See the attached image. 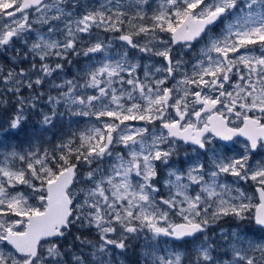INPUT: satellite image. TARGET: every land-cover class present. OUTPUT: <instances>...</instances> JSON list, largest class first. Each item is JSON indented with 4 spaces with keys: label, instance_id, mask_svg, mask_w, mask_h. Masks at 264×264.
Returning <instances> with one entry per match:
<instances>
[{
    "label": "snow or ice",
    "instance_id": "obj_1",
    "mask_svg": "<svg viewBox=\"0 0 264 264\" xmlns=\"http://www.w3.org/2000/svg\"><path fill=\"white\" fill-rule=\"evenodd\" d=\"M9 53L0 264H264V0H0Z\"/></svg>",
    "mask_w": 264,
    "mask_h": 264
},
{
    "label": "rangeland",
    "instance_id": "obj_2",
    "mask_svg": "<svg viewBox=\"0 0 264 264\" xmlns=\"http://www.w3.org/2000/svg\"><path fill=\"white\" fill-rule=\"evenodd\" d=\"M197 48H199V45L197 46ZM138 55L139 54H137V56ZM11 58H12L11 57V53H9L6 57L0 58V66H3L4 63H6L7 61H10ZM80 60L82 61L83 60V57H81ZM153 60L156 61L158 64L159 63H163L162 58H155V57H153ZM76 62H78V61L76 60ZM137 62H140V61L138 60ZM74 71H75V68L74 67H68L67 68L68 78H71V75H72V73ZM4 114H8L10 116L11 115V109H10L9 106L0 105V116L3 117ZM71 120L72 121H75V120H83V118L72 117ZM3 122H4V120L2 118H0V123H3ZM35 122H36V117L33 116L30 124L28 125V127H31V125L34 124ZM79 126L80 127H83L84 124L81 123ZM76 127H77L76 124L70 122V118L69 117H67V116L63 117V131L65 133L71 132ZM53 132H57V130L53 129ZM57 134H59V133H57ZM23 139H24V133H21L20 136L17 138V140H13V141H11V143L12 144H16L18 141H22ZM46 139H53L52 134L50 133L48 135V137H46ZM25 147H26V145H25ZM228 179L230 180V178H228ZM243 187L246 190H248L249 192H251V190H252L251 188L250 189L248 188L249 187V184H247V185H245ZM220 223L224 227L225 230H229L230 229V226L234 225L235 222L232 221L231 219H228L227 221H221ZM213 227H215V225ZM72 232H73V236L80 235L81 234V232H78L75 228L72 230ZM218 234H219V229H217L216 233H213L212 234L213 235V238L215 237V235H218ZM89 235H94V234L85 233V236L86 237L89 236ZM71 239H72V237H69V240H71ZM131 252H132V250L130 249L128 256L125 258V264H140V261L142 259L141 253L138 256L139 257L138 258L139 259V262H136V260L133 258V256H131ZM223 253H224V249H220L219 254L221 256H223ZM221 264H223V262H221Z\"/></svg>",
    "mask_w": 264,
    "mask_h": 264
},
{
    "label": "flooded vegetation",
    "instance_id": "obj_3",
    "mask_svg": "<svg viewBox=\"0 0 264 264\" xmlns=\"http://www.w3.org/2000/svg\"><path fill=\"white\" fill-rule=\"evenodd\" d=\"M74 62H76V59L73 58ZM0 118H2L4 120V122L9 118L8 114H4L3 117L0 116ZM241 141L243 140V138H239ZM229 148L232 149V151H230L229 155L232 156H236L239 155L241 152H243V145L242 143H236V144H229ZM230 180L232 179L231 177H229ZM247 184H244L243 186H245ZM250 189V187H248Z\"/></svg>",
    "mask_w": 264,
    "mask_h": 264
},
{
    "label": "trees",
    "instance_id": "obj_4",
    "mask_svg": "<svg viewBox=\"0 0 264 264\" xmlns=\"http://www.w3.org/2000/svg\"><path fill=\"white\" fill-rule=\"evenodd\" d=\"M139 254H140V250L139 249H137V251L136 252H131V256H133V258L136 260V262H139Z\"/></svg>",
    "mask_w": 264,
    "mask_h": 264
}]
</instances>
